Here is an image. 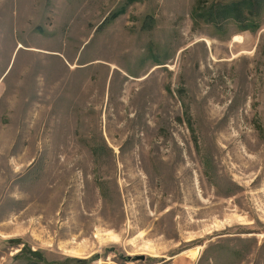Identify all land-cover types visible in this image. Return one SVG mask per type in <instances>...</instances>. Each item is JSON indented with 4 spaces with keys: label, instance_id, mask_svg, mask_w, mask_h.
I'll use <instances>...</instances> for the list:
<instances>
[{
    "label": "rangeland",
    "instance_id": "rangeland-1",
    "mask_svg": "<svg viewBox=\"0 0 264 264\" xmlns=\"http://www.w3.org/2000/svg\"><path fill=\"white\" fill-rule=\"evenodd\" d=\"M255 1L0 0V264H264Z\"/></svg>",
    "mask_w": 264,
    "mask_h": 264
},
{
    "label": "trees",
    "instance_id": "trees-1",
    "mask_svg": "<svg viewBox=\"0 0 264 264\" xmlns=\"http://www.w3.org/2000/svg\"><path fill=\"white\" fill-rule=\"evenodd\" d=\"M246 2H248L249 5H247ZM246 2H245V4H246V12H249V9L253 10V8L257 7V4H256L255 0H246ZM226 7H228V6H226ZM229 9L231 10V8H229Z\"/></svg>",
    "mask_w": 264,
    "mask_h": 264
},
{
    "label": "bare ground",
    "instance_id": "bare-ground-1",
    "mask_svg": "<svg viewBox=\"0 0 264 264\" xmlns=\"http://www.w3.org/2000/svg\"><path fill=\"white\" fill-rule=\"evenodd\" d=\"M233 41H234L235 43H240V38H235Z\"/></svg>",
    "mask_w": 264,
    "mask_h": 264
}]
</instances>
